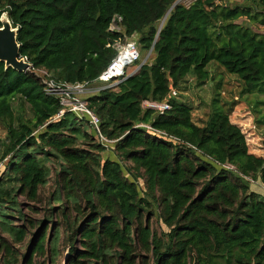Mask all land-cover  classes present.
Instances as JSON below:
<instances>
[{"label":"trees","instance_id":"trees-1","mask_svg":"<svg viewBox=\"0 0 264 264\" xmlns=\"http://www.w3.org/2000/svg\"><path fill=\"white\" fill-rule=\"evenodd\" d=\"M176 1L0 0L31 66L0 62V264H57L65 252L66 264H264V193L246 180L264 184V157L230 122L237 102L217 93L200 126L171 97L189 76L204 85L213 61L240 82V95L264 83V0L177 4L159 30ZM117 17L121 31L110 32ZM132 36L142 52L152 48L151 62L85 99L112 142L105 147L34 71L92 84L116 57L114 44ZM146 101L169 109H144ZM36 203L42 219L29 216Z\"/></svg>","mask_w":264,"mask_h":264},{"label":"rangeland","instance_id":"rangeland-1","mask_svg":"<svg viewBox=\"0 0 264 264\" xmlns=\"http://www.w3.org/2000/svg\"><path fill=\"white\" fill-rule=\"evenodd\" d=\"M193 1L195 0H177L178 4L184 6H189ZM227 2L235 4L238 3L239 5L247 3L246 0H215V4L217 6H225V3ZM244 24H249L254 28H258V25L250 23L248 20H246ZM132 37L133 38H129L125 41L132 40L136 42L140 58L138 62L129 67L127 72L128 76L131 72H135L140 64L149 63L153 58L152 53L142 52L140 50L138 37ZM206 71L209 74V80L204 85H198L194 78H192L193 76H189L181 83V88L175 89L177 95L172 98L191 108L193 112V119L200 126H204V123L207 122L206 120H208L207 118L212 109V100L215 98L214 96H216L217 93H219V98L222 102L229 103L236 101L237 105L234 107L229 119H231L232 123H238V126L241 128V131L245 136L249 151L252 149L254 150L257 145L261 146L263 141L259 140V138L262 140L264 139V83L259 84L255 91L251 94L240 95L242 91L240 82H238L233 75L227 74L216 62H210L206 67ZM37 73L41 74L40 72ZM150 105L159 106L161 103L147 101L143 103L142 107L144 109H152ZM14 108L15 116L21 114L24 120L32 119V114L28 106H25L22 111L16 110V106ZM154 110L158 112L157 108H154ZM15 124L17 125L18 123L16 122ZM6 140L7 133L5 124L0 122V156L3 154V145ZM105 154L106 152L101 154V156L105 157ZM5 161L6 160H4L3 163ZM1 166L2 164H0V167ZM52 189V185L49 184L41 191L43 202H45ZM20 201L27 203L22 197H20ZM43 204L44 203L35 204L38 214H29L32 219H42L44 214ZM153 212L154 215L150 218V225L152 228L158 229L156 212L155 210ZM66 255L67 253L65 252L57 264H62Z\"/></svg>","mask_w":264,"mask_h":264},{"label":"built area","instance_id":"built-area-1","mask_svg":"<svg viewBox=\"0 0 264 264\" xmlns=\"http://www.w3.org/2000/svg\"><path fill=\"white\" fill-rule=\"evenodd\" d=\"M121 19L119 17L113 19L108 27L110 32L118 33L121 31L120 27ZM133 37H130V39ZM128 40V39H126ZM117 52L116 57L110 62L104 72L98 77V79L92 83H63L57 82L51 79L47 73L43 70H35V74L42 78L44 84V91L47 96L56 97L59 100L60 105L64 111L72 112L78 117H86L89 123L92 125L97 135L99 143L105 147L107 144L112 143L106 140L99 131V120L98 118L87 108L85 101L86 97L93 94H98L102 91L113 89L121 81H123L128 75L127 72L129 67L134 63L138 62L140 55L139 49L135 41L129 40L124 43L117 42L113 46ZM31 69V68H30ZM40 72L41 74L37 73ZM136 72V71H135ZM134 74V72H133ZM177 95L175 90L171 91V97ZM147 102V101H146ZM152 109L157 108L158 113L162 114L165 110L169 109L166 102L161 105H150ZM149 107V106H148ZM151 109V108H149ZM61 116L60 114L57 116ZM137 127L151 129L148 125L140 124ZM229 169H233L227 166ZM252 186H257L261 192L264 193V184L258 181L246 179Z\"/></svg>","mask_w":264,"mask_h":264},{"label":"water","instance_id":"water-1","mask_svg":"<svg viewBox=\"0 0 264 264\" xmlns=\"http://www.w3.org/2000/svg\"><path fill=\"white\" fill-rule=\"evenodd\" d=\"M178 4L176 1L173 6L168 10L165 14L163 20L160 23L159 30L165 21L168 13ZM0 62L4 64V68L8 69L11 68L17 72H27L30 70V64L26 62V60L20 57L19 48L20 45L17 42V31L18 28H13L11 22L9 21L7 14L3 13L0 16ZM158 30V31H159ZM157 37V36H156ZM152 48L148 53H151ZM144 63L140 64L137 70L143 65ZM136 70V71H137ZM135 73V72H134ZM132 75V74H131ZM129 75V76H131ZM127 76V77H129ZM62 264H66V258Z\"/></svg>","mask_w":264,"mask_h":264},{"label":"crops","instance_id":"crops-1","mask_svg":"<svg viewBox=\"0 0 264 264\" xmlns=\"http://www.w3.org/2000/svg\"><path fill=\"white\" fill-rule=\"evenodd\" d=\"M131 74H133L132 72L130 73V75ZM237 121H239V120H237ZM230 122L232 123V121H231V119H230ZM233 125H236V126H238V123H232ZM239 127V126H238ZM240 128V127H239ZM241 129V128H240ZM259 140H261V141H264V139L262 140L261 138H259ZM247 147H248V145H247ZM257 148V149H256ZM249 151V150H248ZM249 153L250 154H253V155H256V156H259V157H264V147H263V142H262V145L260 146V145H257L256 147H255V149L253 150H251V151H249ZM253 187H255V188H257V186H253ZM258 189V188H257Z\"/></svg>","mask_w":264,"mask_h":264}]
</instances>
